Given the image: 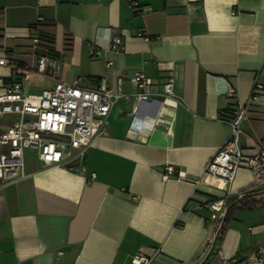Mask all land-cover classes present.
<instances>
[{
	"label": "crops",
	"instance_id": "crops-1",
	"mask_svg": "<svg viewBox=\"0 0 264 264\" xmlns=\"http://www.w3.org/2000/svg\"><path fill=\"white\" fill-rule=\"evenodd\" d=\"M137 1L149 10L136 15L128 0H0V52L31 69L52 55L61 68L57 78L34 72L23 93L62 80L124 95L77 163L43 167L23 151L28 176L0 188V264H137L139 254L149 259L139 264H244L264 245V202L249 171L222 187L202 179L254 82L262 89L242 144L264 140V0ZM114 35L120 52L109 48ZM136 72L154 84L136 87ZM169 75L172 95L158 98ZM17 78L2 67L0 94ZM15 118L0 115V131ZM244 190L252 206L224 205L211 218L208 203Z\"/></svg>",
	"mask_w": 264,
	"mask_h": 264
},
{
	"label": "built area",
	"instance_id": "built-area-1",
	"mask_svg": "<svg viewBox=\"0 0 264 264\" xmlns=\"http://www.w3.org/2000/svg\"><path fill=\"white\" fill-rule=\"evenodd\" d=\"M128 1L136 15L149 10L148 6L137 0ZM40 21L41 18H38L37 23ZM137 35L142 36V33L138 32ZM32 44L34 47L39 44L37 31L32 36ZM109 48L116 52L122 51V38L119 35L112 36ZM5 66L16 69L18 78L14 82L5 83L4 92L0 94V115L16 116L10 126L0 131V188L28 176L24 167L25 149L34 150L43 167L59 166L79 159L92 144L94 137L103 132L108 113L115 102L124 96L120 89L114 92L104 85L84 88L77 81L68 83L62 80H57L52 88L43 89L38 94H25L22 86L30 81L34 72L57 78L61 69L59 62L48 55H37L34 68L31 69L27 64H20L0 52V69ZM131 81L143 90L155 82L141 72H136ZM261 89L262 85L254 82L245 102L236 98L234 88L227 89L226 95L236 98L235 107L225 120L229 129L228 137L207 161L202 179L212 185L218 180L226 185L244 167L252 177L253 187L261 188L260 197L264 202V140H255L252 148L242 144L249 108L258 98ZM171 95L172 77L169 75L163 83V93L158 98ZM146 97L145 93L136 95L139 101ZM166 169L171 171V167ZM248 193L245 190L237 193L236 200H242ZM207 207L211 218L216 220L217 213L224 211V198L208 203ZM217 253L222 258L219 250ZM133 261L139 264L147 263L149 259L139 254ZM223 263L229 264L225 260ZM243 263L264 264V245L252 249L244 257Z\"/></svg>",
	"mask_w": 264,
	"mask_h": 264
},
{
	"label": "trees",
	"instance_id": "trees-1",
	"mask_svg": "<svg viewBox=\"0 0 264 264\" xmlns=\"http://www.w3.org/2000/svg\"><path fill=\"white\" fill-rule=\"evenodd\" d=\"M39 40H40V37H39ZM46 42H47L46 43L47 46H49V44H50L51 41H49V39H48V41L46 40ZM50 57H53V56L50 55ZM224 205H226L227 207H229V206H235V207H250V206L253 205V201L251 199H249V196H245L240 201H237L236 200V197H234L233 199H226V198H224ZM228 216H229V209H228V212H227L225 218L221 222L220 229H219L220 234H223L224 230L226 229Z\"/></svg>",
	"mask_w": 264,
	"mask_h": 264
},
{
	"label": "rangeland",
	"instance_id": "rangeland-1",
	"mask_svg": "<svg viewBox=\"0 0 264 264\" xmlns=\"http://www.w3.org/2000/svg\"><path fill=\"white\" fill-rule=\"evenodd\" d=\"M30 92H37L35 89H31L30 90ZM25 161L27 162V161H29V160H31V161H33V160H35V152H34V150H32V149H28V150H26L25 151Z\"/></svg>",
	"mask_w": 264,
	"mask_h": 264
},
{
	"label": "bare ground",
	"instance_id": "bare-ground-1",
	"mask_svg": "<svg viewBox=\"0 0 264 264\" xmlns=\"http://www.w3.org/2000/svg\"><path fill=\"white\" fill-rule=\"evenodd\" d=\"M215 183H216L219 187H222V186H223V182L220 181V180L216 181Z\"/></svg>",
	"mask_w": 264,
	"mask_h": 264
},
{
	"label": "water",
	"instance_id": "water-1",
	"mask_svg": "<svg viewBox=\"0 0 264 264\" xmlns=\"http://www.w3.org/2000/svg\"><path fill=\"white\" fill-rule=\"evenodd\" d=\"M75 162L77 163V162H78V160H75Z\"/></svg>",
	"mask_w": 264,
	"mask_h": 264
}]
</instances>
